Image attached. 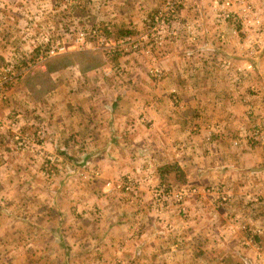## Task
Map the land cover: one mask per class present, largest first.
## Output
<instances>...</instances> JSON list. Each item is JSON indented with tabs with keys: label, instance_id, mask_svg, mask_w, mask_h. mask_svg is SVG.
Returning a JSON list of instances; mask_svg holds the SVG:
<instances>
[{
	"label": "rangeland",
	"instance_id": "obj_1",
	"mask_svg": "<svg viewBox=\"0 0 264 264\" xmlns=\"http://www.w3.org/2000/svg\"><path fill=\"white\" fill-rule=\"evenodd\" d=\"M142 1L0 0V71L3 68H9L5 73L11 77L10 82L4 86L3 97L0 99V177L6 176L9 180L15 177L27 181L29 179L31 183L36 179L38 185L40 180L44 184L45 182L50 185L56 183L54 188L58 187L57 181L61 183L63 179H70V183L66 184L68 188L80 186L78 188L83 190L92 189V184H95L100 176L98 168L90 165L89 160L87 163H76L73 158H71L72 160L68 159L66 152H49L45 149L48 139L43 126L44 123L46 126L45 120L48 123L50 109H47L45 104L42 106L38 101H31L30 104L27 103L26 108H23L25 112L22 114L14 106L15 99L20 96V80L18 78L24 71L31 72L33 70L30 75H34L36 71H40L36 69L39 65H49L51 68L68 64L97 66L102 53L109 68L105 72L100 71V75L107 78L108 83L111 84L126 83L127 78L124 73L127 65L123 63L124 60L121 61L123 65L116 64L117 57L128 55V57H124L128 60L141 57L148 65V62L152 64L155 62L157 55L154 56L155 53H153L148 57L136 53L109 52L104 48L101 40L102 38L106 40L108 37H118L122 34L120 32L124 31L142 34L148 25L147 20L153 16L161 0H148L146 4H142ZM182 14L188 15V19L192 15L186 11H183ZM128 15L130 18L126 24L123 22L120 24V21L117 20L127 19ZM133 23L135 26H132ZM112 24L114 25L112 26ZM117 26L119 28L116 33L114 27ZM182 26L185 32L182 38L183 45H186L185 35H188L189 43L192 45L190 47L192 55L188 59L190 69L198 71L203 65H208L210 61L211 70H215L217 76L213 80L217 79L216 81L222 84L225 82L230 98L233 101H239L242 106L241 112H239L241 120L232 118L225 129L227 133H229L228 129L235 131V134L231 133L228 136L229 145L236 148L238 152L240 150L250 152L251 158H253V149L257 148L264 161V138H256L254 131L255 126L264 120V56L259 58L255 69L251 72L234 73L233 70L238 66H233L232 63L235 65L239 61L235 56L226 58L222 54V48L227 51L226 44L215 39V33L218 30L213 27L209 19L201 22L198 31L186 29L180 21L174 23L173 33L170 34L172 32L170 29L169 40L166 41L165 46L174 43L179 38L178 34ZM217 26L225 32L223 24H217ZM107 31L110 32L108 37L106 36ZM192 32L197 33L196 39H190ZM205 42H209L210 46L218 50V56L207 54V51L204 50ZM54 44L64 46V50L50 57L43 56L46 49ZM231 51L234 52L235 49L232 47ZM40 55L44 58L37 61ZM224 59L230 61L228 67L221 65V61ZM69 71L67 76H69ZM159 72L154 65L147 66L146 73L152 81L158 80ZM199 74L203 76V73ZM36 77L42 81H46V78L51 79L50 76L42 73ZM123 77L124 79H122ZM62 78L60 75L59 79ZM63 79L66 77L64 76ZM94 79L96 78L92 76L91 82H94ZM84 84L85 86L83 84L81 86L83 90H86L88 84L85 81ZM17 85L19 86L17 87ZM94 86L98 88L95 83ZM176 91L169 92L170 95H173V97H169L170 124H176L179 131L175 126H171L168 130L166 135L168 151H172V156L173 151L177 153L175 156L177 161L187 160L186 168L190 164L197 165L198 162L203 166L210 165L211 168H202V170H210L209 172L212 174L207 180L197 182L189 181L190 178H188L186 181L183 179L182 182L177 177L180 176L182 179V175L175 173L174 170H172L174 176L170 177V180L166 177L164 180L157 179L161 170L158 166L155 168V173L148 168L137 167L115 179L106 178L108 180L105 179L106 181L103 183L106 189H102V191L106 196L115 198L116 202L107 205L105 204L106 198H104L102 200L104 212L93 205L88 207L89 212L93 213L92 222L98 226L90 230V225L84 224L78 218L73 217L74 222L68 224L62 217L58 221V228L53 231L55 237L53 240L44 238L47 236L45 232L40 234L42 229H39L41 225H38V219L33 216L34 212L27 211L35 205L31 197L28 203L21 202L24 205H21V210L27 212L18 218L23 221V229H28L22 234L21 243L12 236H8L9 233L0 231V264H108L104 263L106 259L116 258L117 253L121 251L127 253L122 254L124 259L132 263L136 257L152 258L155 256L156 258L158 257L157 253L168 251L169 245L174 248L171 252L181 257L194 256L195 252L202 250L200 257L198 256L201 261L199 264H264V200L261 201L264 196V180L262 179L263 184L260 185L263 190H257V193L262 194L256 195L260 199L250 196L244 200L245 202L242 204L245 210L244 208L243 210L247 212L248 216H240L238 199L228 200L226 198V185L222 182L226 177L225 173L223 178L226 165L224 167L222 165L229 160L237 163L238 157L234 159L223 157L222 148L218 147L216 143L213 145L214 143L210 141L211 138H218L217 135L222 132H216L218 128L209 125V122L208 125H205L207 118L198 120V122L186 118L194 116L195 107H199L205 113V105L197 103L191 105L189 99V103L184 108L178 107L180 99L178 95L182 97V94L180 90ZM193 92L195 93L196 89L193 88ZM11 96L15 99L13 100ZM10 100H12V105H9ZM233 103L228 104L230 109L227 111V118L236 115L231 107ZM36 109L47 116V118L43 117L42 122L36 119L38 116L35 112ZM14 112L23 116V119L24 115L29 118L32 113L30 117L31 134L22 132L19 126L16 127L17 120ZM20 116H18V120L21 118ZM145 122L144 117L137 118V123L144 124ZM199 124H203V130L197 131L194 125L199 126ZM211 127L215 130H212ZM72 142H75L74 138ZM155 145L156 149L160 148V143L156 142ZM236 151L234 152L235 156H237ZM154 154H158V152ZM55 158L56 160H54ZM14 161L20 163L21 168L14 166ZM8 163L12 166H8ZM183 166L185 168V164ZM172 171L169 173L170 176L173 175ZM189 172V170L186 171L188 175ZM252 172L254 171H249V174L252 175ZM257 172L264 178V166L258 168ZM153 175L154 177H152ZM127 178L135 181L136 196H132L127 190L115 187L116 184L122 183ZM79 179H82L84 183L78 181ZM211 179L215 180L211 181ZM2 181L3 179L0 180V182ZM6 182H3L4 185ZM236 188H238L237 185ZM25 190H27V186L22 185L21 191H24L26 196H30V193ZM2 191L1 185L0 212H7L12 204L16 206L20 204L21 200L12 198L6 200ZM179 191H181L180 199L175 196ZM141 195L148 198L147 204L143 206L144 210L149 208L148 212L143 214V224L138 218H135L129 227L127 224L125 225L126 231H123L122 236L117 235L118 231L114 228V231L109 232L101 221L103 215L106 216L107 221H112L114 216L111 212L118 211L122 215L125 212V215L131 218L129 208L135 207L134 202H140ZM127 202L128 204H126ZM35 215L38 216L36 213ZM52 218L54 219L51 217L50 221ZM247 220L249 221L247 222ZM30 224L37 225L33 228ZM259 224L263 228L260 229ZM165 227L168 232H165ZM108 238L111 241H114L115 238L120 239L123 245L109 244V241L108 244H105L104 239L108 240ZM34 239L39 244L33 243ZM159 242L164 243L159 244ZM141 264L144 263L141 261ZM150 264H157L156 260H152Z\"/></svg>",
	"mask_w": 264,
	"mask_h": 264
},
{
	"label": "crops",
	"instance_id": "obj_2",
	"mask_svg": "<svg viewBox=\"0 0 264 264\" xmlns=\"http://www.w3.org/2000/svg\"><path fill=\"white\" fill-rule=\"evenodd\" d=\"M147 1L148 0H143L142 4H146ZM188 9L189 7L187 9L183 7L182 12L186 11V13H189ZM130 13L131 11L129 14ZM182 16L188 18V15ZM129 18L130 16L128 15L127 19L123 18L117 20L120 21V24L122 22L126 24L129 22ZM185 21H190V19ZM113 25L114 24H112V26ZM132 26H135V24L133 23ZM114 28L118 30L119 26ZM183 34H185V32L182 26L178 34L179 38L175 40L174 43L167 44L163 47L153 64L148 62V65H154L160 71L158 80L152 81L150 76H148L146 73L148 65L141 57L128 60L124 59V57H128V55H124V57H117L115 63L119 65L120 63L121 65L125 63L127 65L124 75L127 80H130H126L124 84L117 85L108 83L107 78L100 75V71L105 72L109 68L102 53L100 55V63L97 66L68 64L51 68L49 65H39L36 69L40 71H36L34 75H30L33 70L31 72H20L21 74L18 78V80H20V86L17 85V87H20V96L17 99L11 96L13 100H16L13 104L17 107V110L24 114L25 111H23V108H26L27 103L30 104L31 101H38L42 106L45 104L47 109H50L51 112L50 116H48V123L47 120H45L46 126L45 123L43 126L47 133L46 138L48 139L45 143V149L49 152H66L68 159L72 160L71 158H73L76 163H87V160H89L90 165L98 168L100 177L98 178L99 181L96 180L95 184H92L91 190L78 188L80 186L74 188L66 187V184L70 183V179H63L61 183L57 181L58 187L54 188L56 183L50 185L47 184L48 182H45L44 184L40 180L38 185L36 179L31 183L29 179L27 181L15 177L9 180L6 176L0 177V180L3 179V181L0 182V186L2 185L3 187L2 193H4L3 196L5 195L4 198L6 200L7 198L21 200L20 204L17 206L12 204V207L8 208L7 212H0L1 232L9 233L8 236H12L16 241L21 243L22 234L28 231V229H23V221L19 220L18 217L27 211L34 212L33 216L38 219V225H41L39 228L42 229L40 234H44L43 232H45L47 236L44 238H48L49 240L55 239L53 231L58 228V221L62 217L65 218L68 224L74 222L73 217L78 218L84 224L90 225V230H93V228L98 225H94L95 222H92L91 216L93 213L89 212L88 207L93 205L95 208H100L104 212L102 207L104 203L102 200H104V198H106L105 204L107 205L116 202L115 198L106 196L102 191V189H106L103 184L104 181L108 180L106 178L115 179L123 173L129 172L137 167L148 168V170L155 173V168L158 166L161 170L159 175H157V179L162 178L161 173H166V178L170 180L174 176L172 170L173 166H175L180 171L182 179L185 181L188 178H190L189 181L192 180L197 182L207 180L211 174L209 172L210 170H202V168H211L210 165L203 166L198 162L196 163L197 165L190 164L189 167L187 166L186 168L188 164L186 163L187 160L177 161L175 158L177 153L173 151V157L172 151H168V141L166 139L168 130H170L171 126H175L176 130L179 131L176 124H170L169 97H173V95H170L169 92L176 90H180L182 94V97L178 95L180 98L178 100V107L184 108L185 105L189 103V99L191 105L197 103L205 105L206 107L205 113H203L199 107H195L196 113H194V116L186 118L196 122L207 118L205 125H208L209 122V125L218 128L216 132H222V134L217 135L218 138H211V140H209L214 143L213 145L217 144L218 147L222 148L224 153L223 157H230L231 159L238 157L237 163L228 159L229 161L222 165L223 167L226 165L223 178L225 177V173L226 177L222 182L226 185V198L228 200H235V198H237L240 205L239 215L248 216L247 212L244 211L245 207H243L244 205L242 203L245 202L244 200L247 198H250V196L255 199H260V197L256 195H262L259 192L257 193V190H263L260 185L263 184L264 178L257 172V169L264 166V161L262 156L259 155V150L257 148L253 149V158H251L250 152H246L245 150H240L238 152L236 148L229 145L228 136H230L231 133L235 134V131L228 129L229 133H227L225 129L232 118L235 117L241 120L239 112H241L242 106L239 101H233V99L230 98L228 86L225 85V82V84H222L218 83L216 81L217 79L213 80V78H217V76L215 70H211L210 61L208 65H203L198 71L190 69V61L188 62V59L189 56L192 55V50L190 49L192 45L189 43L188 35H185L186 45H183ZM204 50H206L207 54L210 56H218L219 54L218 50L210 46L209 42L204 43ZM223 51L222 48V54ZM122 60H124L123 63L121 62ZM68 71L69 76H67ZM72 72L74 73L71 74ZM39 73L46 74L50 76L51 79L46 78V81H42L39 77H36ZM199 73H203V76ZM60 75L63 78L65 76L66 79H59ZM28 76H31V78H28ZM92 76L100 80L97 81L94 79V82H91ZM122 79H124V77ZM84 81L88 84L86 90H83L81 86V84L85 86ZM94 83L98 85V88H95ZM193 88L196 89L195 93L193 92ZM109 91L110 94H108ZM115 92L117 93L115 94ZM102 94L103 96H101ZM97 95H99V97H97ZM11 102L12 100H10L9 105H12ZM232 102L234 103L231 107L236 115L227 118V111L230 109L228 104ZM35 112L38 114V116H36L37 121L42 122L43 117L47 118V116L43 115L38 109H36ZM14 114L17 120L16 127L19 126L22 132L31 134L30 117L32 113H30L29 118H26V115H24V119L23 116L15 112ZM18 116L21 117L19 120L17 119ZM139 116L145 118L146 122L144 124L137 123V118ZM236 122L238 123V121ZM239 123L241 124V121ZM194 126L197 131L203 130V124ZM211 129L215 130L213 127H211ZM73 138L75 139L74 143L72 142ZM156 142L160 143L159 149L155 147ZM235 151L237 156H235ZM155 152H158V154H154ZM70 155L72 157H69ZM54 160H56V158ZM14 162V166L21 168L20 163ZM183 164H185V168ZM7 165L12 166L10 163ZM188 170L190 171L189 175L186 173ZM171 171L173 175L170 176L169 173ZM249 171L254 172L250 175ZM152 177H154V175ZM215 179H211V181ZM7 180L9 181L6 182ZM162 180L164 179L162 178ZM78 181L84 183L82 179ZM3 182H6V184L4 185ZM22 185L27 186V190L25 191H28L30 196H26L24 191H21ZM236 185L238 188H236ZM59 188L61 190H58ZM233 190L234 192L232 193ZM31 197L35 205L23 212L21 210V205H24L21 204V202L28 203ZM262 200H264V196L261 198V201ZM147 202L148 198L141 195L140 202H134L133 204H136L135 207L129 208V210H131V218H128L125 212L122 215L121 212L112 211L111 214L114 216L112 217V221H107L105 215H103L101 221L109 232L116 229L118 231L117 235L122 236L123 231H126L125 225L127 224L129 227V224L131 225L135 218H138L140 223L143 224V214H146L149 210V208L147 210L143 208L144 204H147ZM126 204H128V202ZM35 213L38 216H36ZM51 217H54V219L52 218L50 221ZM248 221L249 220H247V222ZM30 225L34 228L37 224ZM258 227L260 229L261 227L263 228L260 224ZM170 229L173 230L172 228ZM164 230L168 232L166 227ZM176 232H178V230H176ZM108 241L109 244L123 245V242L117 238H115V242L109 240V238L108 240L104 239L105 244H108ZM34 242L39 244L35 239L33 240V243ZM64 243L65 241L63 244ZM160 243L162 244L164 242H159V244ZM118 247L121 248L122 246ZM11 248H13V246H11ZM95 248L97 247L95 246ZM168 249L169 250L166 252L157 253L158 257L156 258L155 256H152V258L143 256L136 257V260H133L132 263L124 259L122 254L127 253H122L121 251L117 253L116 258L111 259L112 262H110V258H107L104 263L141 264L142 261L144 264H150L152 260H156L157 264L201 263L198 256L200 257L202 250L195 252L194 256L181 257L171 252L174 248H171L170 245ZM69 259L72 258L69 257ZM69 259L67 260L69 261Z\"/></svg>",
	"mask_w": 264,
	"mask_h": 264
},
{
	"label": "built area",
	"instance_id": "obj_3",
	"mask_svg": "<svg viewBox=\"0 0 264 264\" xmlns=\"http://www.w3.org/2000/svg\"><path fill=\"white\" fill-rule=\"evenodd\" d=\"M183 7H189L188 10L192 14L190 21H185L188 18L182 16ZM207 19L218 30L215 39L226 44L227 51L224 50L223 55L226 58L235 56L239 61L235 65L232 63L233 66H238L233 72L244 74L254 70L259 58L264 56V0H161L153 16L147 20L148 25L142 34L131 32L118 37H108L106 40L102 38L101 42L109 52L136 53L148 57L155 53V56L163 49L166 41L168 42L174 23L180 21L186 29L198 31L201 22ZM217 24H223L225 32L221 31ZM170 29L172 32L169 34ZM191 34L190 39H196L197 33ZM232 47L234 52L231 51ZM63 50L64 46L54 44L46 49L43 56L50 57ZM43 58L40 55L36 60L41 61ZM229 64L228 59L221 61L223 67H228ZM7 70L9 68L0 71V99L3 97L4 86L11 78L5 73ZM254 131L256 138H264V120L255 126ZM134 185L135 181L127 178L115 187L136 196ZM175 196L180 199L181 191Z\"/></svg>",
	"mask_w": 264,
	"mask_h": 264
},
{
	"label": "trees",
	"instance_id": "obj_4",
	"mask_svg": "<svg viewBox=\"0 0 264 264\" xmlns=\"http://www.w3.org/2000/svg\"><path fill=\"white\" fill-rule=\"evenodd\" d=\"M115 31H116V33L118 32V30H115ZM109 33H110L109 31L106 32V36H107V37L110 36ZM120 33L124 34V33H127V31L120 32ZM122 34H120V35H122ZM173 170L175 171V173H179V174L181 175L180 171H179L175 166H173ZM176 175H177V174H176ZM176 175H175V178H176ZM161 177H162L163 179H165L166 174H165V173H161ZM177 177H178L179 180H181V181L183 182V179H181L180 176H177ZM176 179H177V178H176ZM163 182H164V181H163Z\"/></svg>",
	"mask_w": 264,
	"mask_h": 264
}]
</instances>
